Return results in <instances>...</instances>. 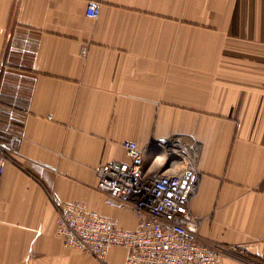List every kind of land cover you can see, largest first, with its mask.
Here are the masks:
<instances>
[{"label":"crops","instance_id":"1","mask_svg":"<svg viewBox=\"0 0 264 264\" xmlns=\"http://www.w3.org/2000/svg\"><path fill=\"white\" fill-rule=\"evenodd\" d=\"M164 141L194 167L200 240L264 264V0H0V264H95L56 236L49 195L133 230L96 170Z\"/></svg>","mask_w":264,"mask_h":264},{"label":"built area","instance_id":"2","mask_svg":"<svg viewBox=\"0 0 264 264\" xmlns=\"http://www.w3.org/2000/svg\"><path fill=\"white\" fill-rule=\"evenodd\" d=\"M99 13V5L88 4L87 17L97 19ZM176 143L158 142L160 151L154 155V147L144 151L134 142H125L129 163L104 164L96 170V190L104 203L114 210H131L137 220L133 230L120 228L115 219L84 203L61 202L50 194L56 211L55 234L64 246L90 255L95 264H106L111 247L125 250L123 264H221L220 253L198 236V219L190 208L197 178L185 150ZM147 155L157 162L170 159L169 167H183L152 172L143 166ZM8 161L0 144V177Z\"/></svg>","mask_w":264,"mask_h":264}]
</instances>
